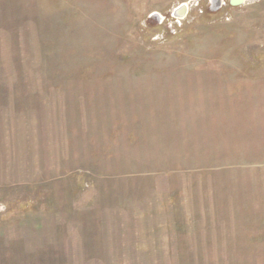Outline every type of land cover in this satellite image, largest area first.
<instances>
[{
    "label": "rangeland",
    "instance_id": "obj_1",
    "mask_svg": "<svg viewBox=\"0 0 264 264\" xmlns=\"http://www.w3.org/2000/svg\"><path fill=\"white\" fill-rule=\"evenodd\" d=\"M215 4L0 0V264H264V0Z\"/></svg>",
    "mask_w": 264,
    "mask_h": 264
},
{
    "label": "water",
    "instance_id": "obj_2",
    "mask_svg": "<svg viewBox=\"0 0 264 264\" xmlns=\"http://www.w3.org/2000/svg\"><path fill=\"white\" fill-rule=\"evenodd\" d=\"M214 2H216V7L223 5L224 0H212ZM245 0H229L230 5L232 6H236L239 4L244 3ZM188 12V4L183 3L180 6L176 7L173 9V11L171 12L172 17L175 18H179V17H183L187 14Z\"/></svg>",
    "mask_w": 264,
    "mask_h": 264
}]
</instances>
